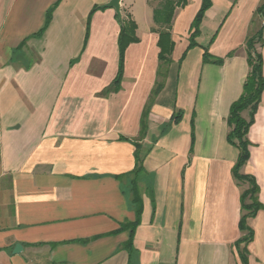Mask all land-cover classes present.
Instances as JSON below:
<instances>
[{
  "label": "crops",
  "instance_id": "1",
  "mask_svg": "<svg viewBox=\"0 0 264 264\" xmlns=\"http://www.w3.org/2000/svg\"><path fill=\"white\" fill-rule=\"evenodd\" d=\"M109 1L0 0V264H241L246 185L232 177L238 150L226 140V119L264 0H211L189 49L201 0L175 8L170 62L141 140L157 81L153 10L161 0L120 1L138 41L125 49L114 91L119 24L114 9L100 8ZM204 49L222 64L203 63ZM260 53L264 78V46ZM247 140L241 173L254 178L263 207L246 219L248 264H264V90ZM135 144L141 212L130 234L121 226L136 221Z\"/></svg>",
  "mask_w": 264,
  "mask_h": 264
},
{
  "label": "trees",
  "instance_id": "2",
  "mask_svg": "<svg viewBox=\"0 0 264 264\" xmlns=\"http://www.w3.org/2000/svg\"><path fill=\"white\" fill-rule=\"evenodd\" d=\"M186 2L187 0H161L158 7L153 10V21L159 27V29L156 30L158 34L157 46L159 48V64L156 72L157 81L151 92L149 100L142 112V116L140 119V131L138 140H141L144 137L146 129V116L149 105L153 102V98L163 87L167 66L170 62L169 56L173 48V42L169 33V26L171 24L174 10L177 7H183ZM210 6L211 0H201L200 9L195 15L190 26L188 49L197 46V44L195 43V39L199 35V27L204 17V14L210 8ZM53 8L54 7L48 10L46 25L50 21ZM98 9V7H94L88 19ZM256 15L261 16L264 20V2L255 10L254 16ZM115 19L116 21H118L119 24V34L117 41L119 58L118 72L116 78L112 83V86L110 87L112 91L118 89L122 79L125 49L128 47V45L136 43L138 41V38L135 34L136 26L134 22L130 19L129 15H127L125 12H121V21L118 20L117 16H115ZM43 30L40 31L36 36H39L43 32ZM263 46L264 25L261 26V28H259L254 34H250L246 39L244 48L246 52V62L249 71L242 86V93L240 97L231 104L229 108L228 117L226 119V123L229 129L226 136V140L230 145L236 147V149L238 150V156L231 171L232 177L238 185H246V188L240 194L241 216L239 221V230L240 232H244L245 234L235 243V248L237 250L241 264H248V251L246 249V246L253 239V232L250 228L246 226V219L254 217L256 213L259 210H262L263 208L258 200L259 189L254 178L241 173V168L245 165V163L250 157V143L247 140V134L250 126L253 123L254 114L257 111L258 105L261 100V95L264 90V78L262 75V57L260 53V49ZM232 54L233 51L228 53L226 57H230ZM222 62L223 59L210 56L206 49H204L203 63L222 64ZM244 111H248V120H245L241 116L242 112ZM135 147V168L128 176L131 177V203L134 206V211L136 213V221L132 224L126 223L121 226V229H131L130 234L133 231V227L137 224L141 212V199L137 187V177L141 173L142 167L139 155L137 153L139 145L135 144ZM131 240L132 235L129 241L122 247V249L126 250L128 253L131 252ZM241 245H243V247H241Z\"/></svg>",
  "mask_w": 264,
  "mask_h": 264
},
{
  "label": "water",
  "instance_id": "3",
  "mask_svg": "<svg viewBox=\"0 0 264 264\" xmlns=\"http://www.w3.org/2000/svg\"><path fill=\"white\" fill-rule=\"evenodd\" d=\"M120 1L121 0H110L108 4L104 5L100 8H111L114 9L116 16L118 17V20L121 21V11H120ZM21 250L20 245H16L14 248V253H18Z\"/></svg>",
  "mask_w": 264,
  "mask_h": 264
},
{
  "label": "rangeland",
  "instance_id": "4",
  "mask_svg": "<svg viewBox=\"0 0 264 264\" xmlns=\"http://www.w3.org/2000/svg\"><path fill=\"white\" fill-rule=\"evenodd\" d=\"M252 23L254 25V27H253L254 29H253L252 34H254L259 28H261V26L264 25V20L262 19L261 16L256 15V16H254V19H253V22ZM257 27H258V29L255 30Z\"/></svg>",
  "mask_w": 264,
  "mask_h": 264
}]
</instances>
